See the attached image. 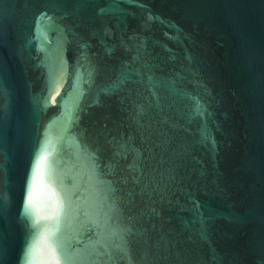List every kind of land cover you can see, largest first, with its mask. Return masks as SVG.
<instances>
[{"label":"water","instance_id":"1","mask_svg":"<svg viewBox=\"0 0 264 264\" xmlns=\"http://www.w3.org/2000/svg\"><path fill=\"white\" fill-rule=\"evenodd\" d=\"M0 264H264V0H0Z\"/></svg>","mask_w":264,"mask_h":264}]
</instances>
